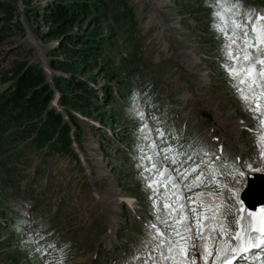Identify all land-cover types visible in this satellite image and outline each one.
<instances>
[{
	"label": "rangeland",
	"instance_id": "374dc122",
	"mask_svg": "<svg viewBox=\"0 0 264 264\" xmlns=\"http://www.w3.org/2000/svg\"><path fill=\"white\" fill-rule=\"evenodd\" d=\"M45 1L0 0V95L13 91L29 68L30 73L43 70L42 84L53 91L46 108L29 123L23 107L11 108L10 118L0 114V264H144L146 245L155 234L152 225L174 243L173 252L180 245L190 248L193 241L177 235H186L187 226L194 237L189 197L202 192L203 203L214 205L216 200L207 195L211 192L226 205L235 204L226 189L207 186L208 164L223 173L218 177L222 185L239 193L245 177L229 175L237 157L264 166L259 122L225 67L231 63L229 38L214 27V0H105L106 16L97 28L98 42L108 45L102 49L96 44L98 57L79 73L94 88L97 99L89 101L98 103L100 111L82 112L58 103L52 77L67 74L46 63L57 41L35 37V31L43 32L35 15ZM240 2L243 11L264 14V0ZM96 23L90 18L81 24L91 29ZM29 92L25 99L32 96ZM48 109L67 122L68 146L58 142L63 137L57 125L47 128L48 139L38 135ZM69 109L78 128L70 122ZM144 123L152 130L150 140L142 131ZM157 128L164 130V142L157 138ZM169 145L175 165L161 151ZM196 164L200 168L186 180L176 171ZM200 172L204 183L189 191L186 185ZM153 181L157 183L149 187ZM178 182L179 191L173 187ZM185 215L188 219L181 222ZM233 219H227L231 229ZM208 234L205 228L203 235ZM194 243L199 247L203 240ZM152 255L157 264H169L160 260V250ZM197 257L202 256L190 255Z\"/></svg>",
	"mask_w": 264,
	"mask_h": 264
},
{
	"label": "snow or ice",
	"instance_id": "6c2138e0",
	"mask_svg": "<svg viewBox=\"0 0 264 264\" xmlns=\"http://www.w3.org/2000/svg\"><path fill=\"white\" fill-rule=\"evenodd\" d=\"M213 7L215 8L213 15L218 20V23L214 27L229 38L227 47L229 49L228 59L231 63L225 65L226 70L230 78L235 81L233 86L241 100L249 106V110L258 120L261 129L259 144L264 146V14L258 13L255 10L243 11L240 0H214ZM138 115L143 121L144 113L140 111ZM153 119L155 120L156 118L153 117ZM142 131L145 133V139L150 140L152 130L148 127L147 123L143 124ZM156 134L157 138L161 142H164V130L157 128ZM151 146L153 148L156 146L155 141H151ZM161 151L164 153L165 159L170 160L173 165L177 163L176 156L168 155V153L173 151L171 145L161 149ZM156 155L159 156V153H156ZM216 159L220 160L221 157L217 156ZM259 159L264 162V147L259 152ZM199 168L200 164H196L190 169H185L184 172H180L179 169H176V171L186 180L188 175L196 172ZM208 168L211 180L207 186L214 184L222 190L226 189L230 194L227 199L233 200L235 204L230 207L224 201H220L214 205H205L200 199L205 193H196L195 197L188 198L193 205L191 210L195 216L196 236H192V228L187 226L184 228L186 235H181L179 232H177V235L180 236L181 240L193 241L190 245L192 249L195 248L194 240L196 238L205 241L204 253L202 255L205 264H208L209 257L213 255L214 259L211 264H233V261H236L238 258L248 259L245 254L251 252L252 249L264 247V207L249 211L240 200L239 190H233L230 186L220 183L218 177L223 175V173H218L211 163L208 164ZM231 168L232 171L229 175L233 177L237 174L241 177H246L253 173L264 174V166L255 167L251 163L242 162L239 157L233 162ZM167 171V168H165L159 175L163 176ZM174 180V177L168 176V181L174 182ZM204 180L205 173L200 172L186 187L191 191L193 188L200 187L204 183ZM156 183V181H153L149 187H152ZM175 186V183H173V187ZM207 195L215 200L213 193L209 192ZM197 205L203 211H199ZM235 205H238V207ZM165 208H171V205L165 204ZM183 209L184 205L181 204L180 210L183 211ZM208 213H211V215H208ZM228 216H234L231 224L234 226L235 231H232L228 226ZM187 219L188 217L185 215L182 217L181 222ZM208 220H216L218 222L211 225L203 223V221ZM151 227L155 229V234L146 245L149 246V254L144 264H157L152 253L165 247L167 254L164 251H160V260H175L176 256L173 255L174 243L167 241L165 234L156 225H152ZM205 228H207L209 233H219L220 243L218 245L215 243L210 245L208 243L212 237L211 235H203ZM153 242L154 246H150L153 245ZM233 242L235 243L233 244ZM48 247L52 248L55 245L50 244ZM37 251H42V254L47 253V249H37ZM179 253L182 256H187L188 247L180 245ZM252 259L261 260L262 264H264V258L262 257L253 255ZM190 264H197V262L191 260Z\"/></svg>",
	"mask_w": 264,
	"mask_h": 264
},
{
	"label": "trees",
	"instance_id": "16d2710c",
	"mask_svg": "<svg viewBox=\"0 0 264 264\" xmlns=\"http://www.w3.org/2000/svg\"><path fill=\"white\" fill-rule=\"evenodd\" d=\"M21 1L26 3L28 0ZM105 9V0H46L35 15L37 20L44 26L40 35L36 31L34 32L35 37L41 41L48 39L57 41L50 49L46 63L51 70L67 74L56 78L52 77L53 84L59 92L58 103L64 105L65 108L67 106L72 109L78 108L81 112L90 111L91 109L100 111L97 106L98 103L89 101V99L92 101L97 99V96L93 95L94 88L88 85L79 73H82L84 68H88V64L93 61V57H98L94 54L96 53L95 49L98 47L96 44H100L102 49H105L108 45L105 40L98 42L101 32H99L97 26H101V20L106 16ZM90 18L93 21L96 20V26L93 24L91 29H84L81 23ZM86 24L88 25V23ZM75 27L76 31H73ZM1 30L2 27L0 32ZM44 78L43 70L39 69L36 70V73H30L29 68L24 74L20 75L14 84L15 89L13 88V91H9L5 95H0V104L2 103L0 109L4 111L0 114L10 118L13 115L12 109L21 108L22 111L23 107L26 115L25 119H28L27 123L31 122L36 115L41 113V110L46 108L53 94L47 83L42 84ZM40 84L41 87L37 88ZM27 91L32 92L29 99H25ZM42 93L46 94L44 98ZM67 114L70 122L78 128L75 121L76 117L71 109L67 111ZM52 125L59 127V133L61 132L63 137L58 142L63 147L68 146V142H70L67 135L69 126L52 109L46 111V122L38 127V135L41 133L43 139H48L50 135H46V131ZM74 135V138L77 139L75 131Z\"/></svg>",
	"mask_w": 264,
	"mask_h": 264
},
{
	"label": "water",
	"instance_id": "95a60500",
	"mask_svg": "<svg viewBox=\"0 0 264 264\" xmlns=\"http://www.w3.org/2000/svg\"><path fill=\"white\" fill-rule=\"evenodd\" d=\"M240 199L247 208L256 210L264 204V174L247 175V185L240 193Z\"/></svg>",
	"mask_w": 264,
	"mask_h": 264
},
{
	"label": "bare ground",
	"instance_id": "6f19581e",
	"mask_svg": "<svg viewBox=\"0 0 264 264\" xmlns=\"http://www.w3.org/2000/svg\"><path fill=\"white\" fill-rule=\"evenodd\" d=\"M219 198H220V197H218V198L216 197V199H215L216 201H215V200H213V201H215L216 203H219V202L221 201V200H218ZM213 201H212V202H213ZM119 203H120V202H119ZM248 210H249V209H248ZM249 211H253V210H249ZM233 218H234V217H232V216H228V217H227V219H233ZM111 231H112V230H111ZM109 233H110V232H109ZM110 234H111V233H110ZM110 234H108V237L110 236ZM108 237H107V238H108ZM110 237H111V236H110ZM107 238H106V240H108ZM106 242H109V240L106 241ZM210 242H212V241L210 240ZM211 244H213V243H210V245H211ZM195 248H198V250L196 251ZM195 248H194V249H191V250H192L191 253H195V255H197V254H199L200 249L203 248V246H202V245H200L199 247H198V246H197V247L195 246ZM203 253H204V252H203ZM210 258H211V256L209 257V261H210ZM209 261H208V264H209ZM197 262L200 263V259L198 260V258H197ZM183 264H185V263H183ZM204 264H205V262H204Z\"/></svg>",
	"mask_w": 264,
	"mask_h": 264
}]
</instances>
